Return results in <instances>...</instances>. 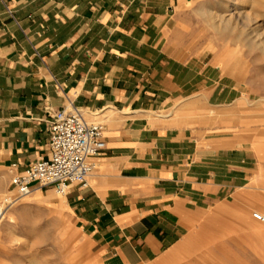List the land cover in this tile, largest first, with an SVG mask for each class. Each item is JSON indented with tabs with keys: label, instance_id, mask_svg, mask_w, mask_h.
Masks as SVG:
<instances>
[{
	"label": "crops",
	"instance_id": "crops-1",
	"mask_svg": "<svg viewBox=\"0 0 264 264\" xmlns=\"http://www.w3.org/2000/svg\"><path fill=\"white\" fill-rule=\"evenodd\" d=\"M172 3L0 0V170L11 181L49 158V115L102 123L87 187L62 197L100 264H160L248 178L232 119L188 126V101L224 113L245 100L217 66L171 48Z\"/></svg>",
	"mask_w": 264,
	"mask_h": 264
},
{
	"label": "rangeland",
	"instance_id": "rangeland-1",
	"mask_svg": "<svg viewBox=\"0 0 264 264\" xmlns=\"http://www.w3.org/2000/svg\"><path fill=\"white\" fill-rule=\"evenodd\" d=\"M168 12L171 48L217 66L245 100L224 113L188 101V126L195 118L210 128L232 119L248 178L204 208L160 264H264V226L251 216H264V0H174ZM9 184L0 170V202ZM37 191L0 223V264H100L62 197Z\"/></svg>",
	"mask_w": 264,
	"mask_h": 264
},
{
	"label": "built area",
	"instance_id": "built-area-1",
	"mask_svg": "<svg viewBox=\"0 0 264 264\" xmlns=\"http://www.w3.org/2000/svg\"><path fill=\"white\" fill-rule=\"evenodd\" d=\"M49 158L39 160L11 178V191L0 202V223L6 214L35 189L52 188L63 195L72 185L87 187L95 170L91 160L105 149L104 126L88 122L81 111L70 109L49 115ZM264 226V216L253 213Z\"/></svg>",
	"mask_w": 264,
	"mask_h": 264
},
{
	"label": "bare ground",
	"instance_id": "bare-ground-1",
	"mask_svg": "<svg viewBox=\"0 0 264 264\" xmlns=\"http://www.w3.org/2000/svg\"><path fill=\"white\" fill-rule=\"evenodd\" d=\"M245 2H246V0H245ZM37 190H38V189L33 190L32 193H31L30 195L35 196V195H33V194H34V191L38 192ZM30 195H28V196H30ZM57 196L63 197V195H57ZM25 198H26V197H25ZM25 198H24V199H25ZM253 213H255V212H253ZM253 213H252V215H253ZM252 215H251V216H252ZM252 219H253V217H252ZM253 220H254V219H253ZM254 221H255V220H254ZM256 242H257V241H256ZM200 253H201V252H200Z\"/></svg>",
	"mask_w": 264,
	"mask_h": 264
}]
</instances>
